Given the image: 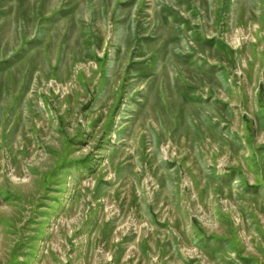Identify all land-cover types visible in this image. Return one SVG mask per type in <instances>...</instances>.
Masks as SVG:
<instances>
[{"label": "rangeland", "instance_id": "obj_1", "mask_svg": "<svg viewBox=\"0 0 264 264\" xmlns=\"http://www.w3.org/2000/svg\"><path fill=\"white\" fill-rule=\"evenodd\" d=\"M0 264H264V0H0Z\"/></svg>", "mask_w": 264, "mask_h": 264}]
</instances>
